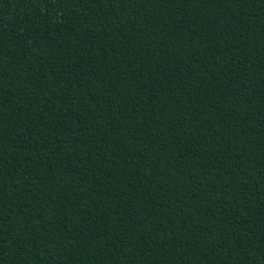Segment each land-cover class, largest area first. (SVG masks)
I'll list each match as a JSON object with an SVG mask.
<instances>
[{"label": "trees", "instance_id": "trees-1", "mask_svg": "<svg viewBox=\"0 0 264 264\" xmlns=\"http://www.w3.org/2000/svg\"><path fill=\"white\" fill-rule=\"evenodd\" d=\"M0 264H264V0H0Z\"/></svg>", "mask_w": 264, "mask_h": 264}]
</instances>
